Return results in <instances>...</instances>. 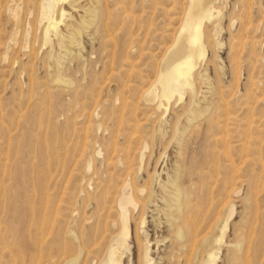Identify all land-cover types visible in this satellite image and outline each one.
Returning <instances> with one entry per match:
<instances>
[{
    "label": "rangeland",
    "instance_id": "374dc122",
    "mask_svg": "<svg viewBox=\"0 0 264 264\" xmlns=\"http://www.w3.org/2000/svg\"><path fill=\"white\" fill-rule=\"evenodd\" d=\"M186 1L187 0H78L75 5H71L68 1H65L61 6L66 11L65 16L67 17H63L59 22L57 35L51 33L50 39L45 43L44 30L48 21L40 23V0H0V163L2 164V162H5L7 165V172L3 177L0 171V186H4L2 194L0 192V210H2L0 212L1 230H4L3 227L5 226L4 228H6V223H8L4 218L5 215L3 210L7 211V208L4 207L8 206V209H10L11 206L17 207L21 204V201L30 206L34 201V195H31V193L33 194L35 190V193L42 194L41 192L47 184V181L40 180V184L36 182L35 173L38 169L37 163L42 166V169H44L45 166V172L48 168V170H51H49V172L54 174L52 175L54 179H56L55 182L53 179L49 183L51 188L50 198H52L53 202H57V205L68 207V209L71 207L70 209L73 216L89 217L93 212L90 208V206L92 208L94 206L92 201H94V197L101 193L102 187L105 185L113 186L114 184L119 186L124 177L121 165L117 166V168L115 167L116 169L110 165L108 169V166H106L104 162L106 157L108 158L110 156L115 157L113 160H116V158L121 160L124 149H128V146L132 149L134 146L136 147L141 144L146 146V148L143 149L145 155L142 165L137 168V172L136 170L134 172V177L137 176L134 181L137 184H141L147 180L154 191L157 189V186H155L156 180L163 179L166 173L178 163L185 172V179L188 178L189 180H186V182L188 181L187 184L185 183L186 187H188L185 188L188 189V191L185 190L184 204L182 203V206L185 210L190 211L186 214H189L188 216L190 219H200V215L206 210L205 206L208 207V198L216 197L215 201H221L224 199L226 191L224 188L222 190L220 188L219 190L218 184L215 185L216 187L214 185L208 187L211 181H215L218 177L215 172L211 173V171H206L203 174L204 171H197L196 168L199 167L201 165L200 163L205 159V163L210 161L208 158L209 156H215L219 160L217 166H219L220 171H222L223 169H221V166L226 167L222 162L224 158H222V155L225 156L226 154H228L227 156L230 157L234 165H238L237 167H241L240 165H242V167H244V165L240 163V160H242L241 154L243 155L244 152H240V149L247 148L246 146L250 144L248 146L250 155L248 153V156H250L249 158L252 159V162L242 168V170L240 169L237 171L236 168L235 172L233 170L231 171V175L235 176L237 179L235 181L238 184L235 188L239 191L231 197V200L235 204L234 213L229 219V225L224 235L225 243L218 249L217 264H230L228 255L232 250V245L235 244L236 250L233 253L234 255L232 254V264H243L245 259L244 255L247 251H249V253L251 252L250 257L252 258L253 256L252 259L254 264H264V0H223L224 3L221 1L218 4L219 6H223L222 20L219 25L221 31L218 33L219 35L217 34L216 25H214V23L206 24L207 28L205 27L206 34L209 36L208 51L205 56H208V59L206 61H201L203 63H201L192 74L190 85L183 89L182 100L176 101V98H174L170 106L171 109L169 108L163 115V109L156 110L152 105H148L141 98V93L147 85L150 84L149 82L154 79L162 53H164L165 47L171 43L180 24L181 16H183L184 9L187 5ZM13 6L14 8L17 6L21 8L18 43H16L17 45H11V48L6 50V42L15 27L12 16L8 14V9L13 8ZM91 10L95 12V17L93 21L87 25L94 13L91 12ZM55 17L59 20V14L57 12ZM63 20L64 22H62ZM71 23H75V27H77L76 29L79 31L78 41L76 43L70 42L68 35L69 26H65ZM27 25L31 27V31L28 38H25ZM168 33L173 34L169 35ZM26 39L29 46L28 48L24 47ZM217 42L220 44H217ZM167 43L168 45H166ZM138 46L140 49L137 48ZM136 49H138V51ZM4 51H8L5 53L6 58H4ZM54 55H61L64 64L63 73H61V78L59 77V79L56 78L53 70ZM157 61L158 64H156ZM126 66L128 67L125 68ZM143 72L145 73L143 74ZM123 73L124 75H122ZM194 76H198V78L196 79ZM134 88L137 90H134ZM197 99L200 103L199 106H201V112H197L195 109L192 110L191 107V102ZM187 102L190 103L187 104ZM208 102H210L211 105H209ZM112 103L113 110L111 106ZM186 105V109H183ZM211 106L215 107V110ZM147 108L149 111H147ZM100 109L101 113L98 112ZM179 110H184L181 111V113H183L182 115H180L181 113ZM116 112L119 113L117 114ZM173 113L176 114L174 115L176 119ZM211 113L214 114L211 116L209 115ZM102 114L103 116H101ZM229 115H232L233 118ZM234 116L237 117L235 118ZM100 118H103L102 121ZM91 119L93 120L91 121ZM98 119H100V121ZM231 119L237 120H233L234 122H232ZM246 119L247 121L249 119L247 123H245ZM103 120L104 124H102ZM206 121H211L213 123L210 122L209 124V122ZM255 121L257 122L254 123ZM87 122L91 124H88L90 127L87 125ZM161 123L166 124L168 128L166 129L167 133L164 138H158L157 130ZM172 123L173 129L171 127ZM228 123L231 127H229ZM243 123L244 126L246 125V128L243 127ZM252 123H254V125H252ZM109 125L111 126L110 128ZM128 125L131 127L129 128ZM226 125L228 129L227 134ZM258 126L259 128H257ZM123 127H126L125 130ZM221 127L223 128V134L226 138L220 131V129L222 130ZM218 128L219 131L217 132ZM135 129L136 133L134 135ZM206 129L207 131H205ZM231 129L234 130L233 133ZM247 129L248 131H246ZM170 130L172 133H169ZM189 130L192 131L190 132ZM209 131L211 133H209ZM137 132L141 134L139 135L140 140L138 139L137 135L139 133L137 134ZM189 132L190 134H188ZM234 132H236L235 135H233ZM205 133H207L206 139L208 141L204 139ZM125 135H129V137L127 138ZM186 135H188V137H186ZM215 135L217 137L219 135L220 138H217ZM249 136H251V139L252 137L254 140L256 139V142L254 143V140L251 141ZM113 137H115V140ZM125 138H127L126 142ZM137 140L138 143H136ZM129 141H131L132 144H130L132 147L128 144ZM245 141H247L246 144ZM205 142H207V144ZM218 142L221 144L219 145ZM83 143L88 144L84 153H82ZM135 143L137 145H135ZM214 143L217 145L215 146ZM111 144H113L118 151H116L114 155L111 154V150L108 151V147ZM177 144L181 147L180 149L179 147L177 148ZM105 145L108 147L106 148ZM237 146H239V148ZM206 147L210 149L208 150ZM217 147H219V150ZM121 148H123V150H121ZM212 150L215 151L213 152ZM97 151H99V153H97ZM210 151L213 152L212 155H210ZM218 151L219 153L222 151V155H219ZM105 152L107 153L106 155ZM215 153L216 155H214ZM93 156H95V160H92V164L93 162L95 163L88 168L87 160L89 157L94 159ZM180 157H182V159ZM203 157H205V159H203ZM192 158L195 161H193ZM98 160L101 162L99 163ZM78 161L79 163H77V165L76 162ZM98 164L101 166L100 169H97L99 168ZM105 168L107 171H105ZM118 168L119 170L116 172ZM187 168L191 171H188ZM20 170L23 172L19 173L18 171ZM153 170L155 171L153 172ZM193 171H195L194 174H192ZM8 172L11 173L9 176H7ZM109 173L112 175V180L109 179V175H107ZM206 173H208V177ZM148 174L149 178L147 177ZM201 176L202 179L207 177V180L205 179L202 181V179H200ZM212 177L214 178L212 179ZM96 179L97 181H95ZM195 179L198 180V183H196ZM108 180H110L111 183ZM209 180L210 182H208ZM94 182L97 188H95ZM191 182L194 183L191 184ZM230 182L233 184L232 180H230L229 184L227 183L228 186L231 185ZM54 184L55 186L52 189V185ZM33 185H35V187ZM29 187H31V189H29ZM82 188H85V190ZM30 191L32 192L30 193ZM51 191L53 192L51 193ZM205 191H208L209 194ZM210 191L212 193H210ZM22 193L23 195H21ZM85 194H89L88 199V195L86 196ZM210 194H213V196ZM73 196H75V199ZM24 197L28 203H25L26 200ZM193 198H195L196 202ZM81 199H84L83 201L85 202ZM89 199L92 200L89 202ZM154 199L153 196L148 200L144 199V210L136 209L133 212L134 215H132L134 218H131L132 220L130 219L129 221L128 251L123 254V260L125 258L124 261H127L128 258L130 259L129 264H135V243L132 231L134 227L137 226V223H139L140 217L144 220V223H139L137 228H140L142 232L147 234L148 239L151 241V252L154 257L153 263L167 264L166 254L168 255L171 249V240L169 236L171 230L166 224V221L157 215V209L161 206L162 201L158 198H156L155 201ZM190 199L192 203L189 201ZM75 200L76 203L74 202ZM87 200L89 203L86 202ZM199 204L201 206H199ZM194 205H196L195 208H193ZM82 206L83 208H80ZM78 208L80 210H78ZM68 209L62 211L58 217L60 219L62 218V220L66 219V216L69 214ZM83 209H85V212ZM87 212H90V214ZM111 215L112 213H106L105 216L110 220L113 219V215ZM134 219L137 223H135L136 221H134ZM232 227L233 229H231ZM59 231V236L62 238L65 234V230L61 228ZM1 232L4 234V231ZM229 235L232 237L227 239ZM5 239V242L1 241V243H6L8 241L7 236H5ZM226 245L228 248H226ZM0 251L3 252L2 249H0ZM157 254L158 256H156ZM170 255L173 254H169V258ZM224 257H226V259H223ZM2 260H4L3 257H1V261Z\"/></svg>",
    "mask_w": 264,
    "mask_h": 264
},
{
    "label": "bare ground",
    "instance_id": "6f19581e",
    "mask_svg": "<svg viewBox=\"0 0 264 264\" xmlns=\"http://www.w3.org/2000/svg\"><path fill=\"white\" fill-rule=\"evenodd\" d=\"M65 1H68L71 5H75L78 0H40V16H39L40 23L43 22V21H48V24H47V26H46V28L44 30L45 43L50 39L51 33L57 35L59 22L61 21V19L63 17H67V16H65L66 15V11L61 6V4L63 2H65ZM221 1H223V0H187L186 1L187 5H186V7L184 9L183 16H181L182 18H181L180 24H179L177 30L175 29L176 30L175 35L173 36L172 41L170 40L171 43L169 45H168L169 41L167 40L168 43L166 45H168V46L165 47L166 49L164 50V53H162V57L160 59L159 65H158L157 72L155 73V75L153 74L154 75V79L153 80L151 79L152 81L150 80L151 81V82H149L150 84L147 85V87L142 91V93L140 92L141 93V98L148 105H152L153 108H155L156 110L163 109V115L165 114V111L167 112L169 110L170 106L172 105L171 104L172 100L174 98H176V101H181L182 100V98H183V89L186 86L190 85V80H191L192 74L196 71L197 67L201 63H203L201 61H206L208 59V56L207 57H205V56H206V52L208 51L209 36H207V34H206L205 27H206V24H211V23L213 24L214 23V25H216L217 34L221 31V27L219 25H220V22L222 20V15H223L222 8H223V6H221V5L219 6L218 5ZM19 3H21V2H19ZM223 3H224V1H223ZM138 4H139V1H138ZM142 4H143V2H142ZM56 12L59 14V20H57V18L55 17ZM91 12H94V11L91 10ZM8 14L10 16H12V18L14 20V23H15V27H14L13 32L11 33V35L9 36V38H8V40L6 42V46H5L6 50L11 48V45H15L16 43H18L17 41H18V32L20 30L21 8L18 7V6L16 8H14V6H13V8L8 9ZM94 17H95V12L92 14L91 20L88 21L87 25H89L93 21ZM98 17H99V14H98ZM62 22H64V20ZM65 26L66 27L69 26L68 35H69V38H70V42H75L76 43L78 41L79 31H78V29H76L77 27H75V23L66 24ZM30 29H31V27L29 25H27L26 34H25L26 37L25 38H28V35H30V31H31ZM170 34H173V33H170ZM166 35H167V33H166ZM129 36H130V34H129ZM164 37H165V35H164ZM217 44H220V43L217 42ZM24 47H26V48L29 47L28 43H27V39H26V42L24 44ZM133 47H135V46H133ZM127 48H128V46H127ZM137 48H139V46ZM136 50L138 51V49H136ZM7 52L4 51V58H6V54L5 53H7ZM58 54H61V53H58ZM127 56H128V54H127ZM210 61H212V60H210ZM136 63H137V61H136ZM156 64H158V61H157ZM131 65H133V64H131ZM138 66H139V64H138ZM127 67L128 66H126L125 68H127ZM156 67H155V69H156ZM63 68H64V64H63L61 55H54L53 56V70L55 72V76H56L57 79H59V77L61 78V73H63L62 72ZM121 68H123V67H121ZM133 68H134V66H133ZM120 71H121V69H120ZM144 73L145 72H143V74ZM122 75H124V73ZM133 77H134V75H133ZM194 78L197 79L198 76L197 77L194 76ZM203 78H204V76H203ZM137 80H138V78H137ZM143 81H144V79H143ZM195 82H196V80H195ZM134 90H137V89L134 88ZM196 92H197V90H196ZM189 97H190V95H189ZM208 98H211V97H208ZM188 100L190 101L189 98H188ZM188 103H190V102H187V104ZM208 103H209V105H211L210 102H208ZM199 104L200 103H199L198 99L197 100H193L191 102L192 110L195 109V111L201 112V106H199ZM118 105H119V103H118ZM111 106H112V110H113V103L111 104ZM152 106H151V108H152ZM186 107H187V105L184 106L183 109H186ZM211 107H213V106H211ZM138 108H140V107H138ZM148 108H149V106H148ZM148 108H147V111L150 110V108H149V110H148ZM214 108L215 107H213V109ZM222 109H225V108H222ZM181 111H184V110H181ZM181 111H180V113H181ZM98 112L101 113V109L98 110ZM231 113H232V111H231ZM90 114H89V117H90ZM108 114H110V113H108ZM145 114H146V112H145ZM149 114H151V113H149ZM182 114L183 113H181L180 115H182ZM213 114L211 113L209 115L212 116ZM174 115H176V114L173 113V116ZM91 116H92V114H91ZM101 116H103V114ZM229 116H228V118H229ZM214 117H216V116H214ZM230 117H232V115ZM245 117H247V116H245ZM100 119H98V120L100 121ZM102 119H101V121H102ZM157 119H158V117H157ZM175 119H176V117H175ZM201 119H203V118H201ZM92 120L93 119H91V121ZM226 120H227V118H226ZM233 120H235V119H233ZM233 120H232V122H234ZM241 120H243V119H241ZM121 121H122V119H121ZM229 121H230V118H229ZM245 121L244 122L247 123L249 121V119H248V121H247V119ZM131 122H132V120H131ZM204 122H205V120H204ZM206 122H209V121H206ZM210 122H209V124H210ZM237 122H239V121H237ZM237 122H235V123H237ZM256 122L257 121H255L254 123H256ZM121 123H123V122H121ZM173 123H172V126H171L172 129H173ZM211 123H213V122H211ZM221 123L223 124L222 121H221ZM254 123H252V125H254ZM88 124L89 123L87 122V125ZM102 124H104V120H103ZM89 125H91V124H89ZM167 125H168V123H167ZM228 125H229V123H228ZM117 126H118V124H117ZM131 126H132V123H131ZM131 126L128 125L129 128ZM133 126H135V125H133ZM82 127H84V126H82ZM93 127H94V125H93ZM110 127L111 126L109 125V128ZM115 127H116V125H115ZM121 127H122V124H121ZM190 127H191V125H190ZM203 127H205V126H203ZM206 127H207V125H206ZM229 127H231V126L229 125ZM243 127L246 128V125L244 126V123H243ZM117 128H116V130H117ZM125 128L123 127L124 130H125ZM257 128H259V126ZM94 129H95V127H94ZM166 129H168L166 127V124L161 123V125L158 127V130H157L158 131V136H159L158 138H161V137L164 138L165 137V135L167 133ZM188 129H190V128H188ZM188 129H187V131H188ZM129 131H128V133H129ZM189 131L191 132L192 130H189ZM205 131H207V129ZM218 131H219V128H218L217 132ZM220 131L223 134V128H222V130L220 129ZM233 131L234 130H232V133H233ZM246 131H248V129ZM190 132L188 134H190ZM196 132H198V131H196ZM252 132H253V130H252ZM120 133H123V132H120ZM135 133H136V129L134 131V135H135ZM138 133L139 132H137V134ZM169 133H172L171 130L169 131ZM209 133H211V132L209 131ZM227 133H228V129H227V125H226V134ZM255 133H257V132H255ZM206 134L207 133H205V138H204L205 140H207L206 139ZM235 134H236V132H234L233 135H235ZM237 134H238V131H237ZM139 135H141V134L139 133L137 135L138 139L140 140ZM183 135H185V134H183ZM219 135H218V137L216 135L215 136L217 138H220ZM249 135H250V133H249ZM252 135H253V133H252ZM125 136H127V135H125ZM171 136H172V134H171ZM230 136H231V134H230ZM239 136H240V134H239ZM115 137H113L114 140H115ZM128 137H129V135L127 136V138ZM134 137H136V136H134ZM186 137H188V135H186ZM221 137H223V136H221ZM224 137H225V135H224ZM250 137L251 136H249V138ZM127 138H125V142L127 141L126 140ZM169 138H170V136H169ZM169 138H168V140H169ZM171 138H173V137H171ZM227 138H229V137H227ZM123 139H122V141L124 142ZM132 139L134 141L133 137H132ZM208 139H209V137H208ZM212 139H213V137H212ZM222 139H224V138H222ZM168 140H166V141H168ZM187 140H188V138H187ZM231 140H232V138H231ZM250 140L253 141L254 140L253 137H252V139L250 138ZM255 140H254V143L256 142ZM135 141H136V139H135ZM116 142H118V141H116ZM246 142L247 141H245V144H246ZM92 143H94V142H92ZM108 143H109V141H108ZM130 143H131V141L128 142V144H130ZM136 143H138V140H137ZM136 143H135V145H137ZM147 143H149V142H147ZM205 143L207 144V142H205ZM211 143H212V141H211ZM230 143H231V141H230ZM249 143H250V141H249ZM254 143H253V145H254ZM100 144L103 145L102 143H100ZM131 144H130V147H132ZM218 144L220 145L221 143L218 142ZM148 145H150V144H148ZM157 145H158V143H157ZM214 145H215V143H214ZM249 145L250 144H248V146ZM87 146H88L87 143L84 144V146L82 148V153H84L86 151ZM115 146H116V144H115ZM133 146H134V144H133ZM205 146H203V147H205ZM248 146H246L247 148L240 149V152L241 151L244 152L243 155L241 154L242 160H240V163L243 164L244 167L252 162L251 161L252 159H250L249 158L250 156H248V153L250 155V152H248ZM107 147L108 146H106V148ZM126 147H127V145H126ZM178 147L179 146L177 144V148ZM237 147L239 148V146H237ZM91 148H92V146H91ZM108 148H109L108 151L111 150V154H113V155L117 151V149L114 147L113 144H111ZM144 148H146V146H144L143 144H141L139 146H136V147L134 146V148H132V149L129 148V146H128V149L126 148V149L123 150V148H121V150H123V156H122L121 160H119V158H116V160H113V159H115V157H110V156L108 158L106 157V159L104 158L105 161L104 160L103 161L106 163V166H108V169L110 168L109 167L110 165L113 168H115V167L117 168V166L121 165L122 168H123L122 171H123V176L124 177L122 178L121 184L119 186H117L115 184H114L115 187H114V185L113 186L112 185L111 186L110 185H105L104 187H102L103 189H102L101 193L98 196H96V197L93 196L94 197V201H92V202H93L94 206H93V208L90 206V208L93 210V212L91 213V215L89 217H83V216H77L76 217V216H73V214L71 213L72 211L70 209L71 207L68 209V207L60 206L59 204L57 205V202H55V203L53 202L52 198H50V196H51L50 189L51 188L49 186V183L51 182V180L54 179V177H53L54 174L52 173L53 174L52 175L49 172L50 169L48 170V168H47V171L45 172V170H44L45 166H44V169H42V166L39 165V163H37L38 164V169H37V171L35 173L36 174V182L40 184V180L41 181H45V182L47 181V184L44 186L43 191L40 190V191H42L41 192L42 194L35 193L34 192L35 190L33 191V188H32L33 194L31 193L32 191H30V193H31V195H34V197H33L34 201L32 202V204L30 206H29V204H24V202L22 203V201H21V204H19L17 207L11 206L10 209H8V206L4 207V208H7V211L3 210V213L5 215L4 218L6 219V222L8 221V223H6V225H7L6 228H4L5 226L3 227L4 230L0 229V249L3 250V252L0 251V253L2 252L0 254L1 255L0 256V264H129V261H130L129 258H128L127 261H124L125 258L123 260V254L128 251L127 242H129L128 241V235H129V225L128 224H129V221H130L131 218L132 219L134 218V217H132V215H134L133 212L136 209L144 210V207H145L144 199L148 200L152 196L155 199L158 198V199H160L162 201L161 206L157 209L158 210V214L157 215H159L161 218H163L166 221V224L168 225L169 229L171 230V234L169 235L170 236V240H171V241L169 240L171 242V244H170V248L171 249L169 251V254L172 253L173 255H170V258H169V254L168 255L166 254V258H167L166 263L167 264H217L218 249H220V247L223 246L224 243H225L224 235H225L226 229H227V227L229 225L228 224L229 219L232 217V215L234 213V205L235 204L231 200V197L233 196V194H235V193H237L239 191V190L237 191V189L235 188V186L238 183L235 181V180H237L236 177L231 175V171L233 170L235 172L236 168H237V171H239L240 169L242 170V168H244V167H242V165H240L241 167H237L238 165L237 166L234 165L232 160L230 159V157L227 156L228 154L223 156L222 155V151H221V153H219V151H218L219 155L221 154L222 158L224 157L222 162L226 165V167L221 166L223 163L220 165L221 169H223L222 171H220L219 166H217V164H219L218 158H216L215 156H212V157L209 156L208 158H209L210 161L205 163L206 159H205V157H203V159H205V160L200 163L201 165L199 167L196 168L197 171H204L203 174L206 171H208V172L211 171V173L215 172L218 177L216 178L215 181H213V182L211 181V183L208 185V187H210L211 185L215 186L216 184H218L219 187L218 186L217 187L219 188V190H220V188H221V190L224 188L225 191H226V195L224 196V199L221 198L223 200H221V201L218 200V202L215 201L216 197L208 198L209 199L208 207L205 206V203H204V206L206 207V210L200 215L201 218L200 219L196 218L197 220H195V219L192 220L188 216L189 214L186 215L189 210H185V208H183V206H182V203H183V200H184V195H185V190L188 191V189H186V188H188V187H186V184H187V182L189 180H188V178L185 179L186 178L185 172L183 171L182 167L178 163H176L172 167V169L168 173H166V176L163 179L156 180V185L155 186H157V189L154 190V191L152 190V188H151L152 186L149 185V182L147 180L142 182L141 184L140 183L137 184L134 181L135 177H137V176L134 177V174H135L134 172H135V170L137 172V168H139L140 165H142V163H143V158H144V155H145V153L143 151ZM180 148L181 147H179V149ZM217 148L219 150V147H217ZM252 149H253V147H252ZM252 149H251V152H252ZM225 150H226V148H225ZM90 151H92V150H90ZM213 152H211L210 155H212ZM97 153H99V151H97ZM88 154H89V152H88ZM106 154L107 153L105 152V155ZM229 154H230V152H229ZM256 154H257V152H256ZM214 155H216V153ZM183 156H185V155H183ZM93 157H94V159H92V157H89L88 160H87L88 168L95 163V162H93V164H92V160H95V156H93ZM103 157H104V155H103ZM99 158H101V157H99ZM180 158L182 159V157H180ZM37 159H38V157H37ZM56 159H57V157H56ZM85 159H86V157H85ZM176 159H177V157H176ZM192 160L195 161L193 158H192ZM98 162H99V160H98ZM77 163H79V161L76 162V164ZM98 165H99V168H97V169H100L101 166H100V164H98ZM85 166H86V164H85ZM102 167H103V165H102ZM94 168H95V166H94ZM119 168L117 169L116 172H118ZM185 168H186V166H185ZM187 170L189 171L190 169L187 168ZM0 171H1V175L3 177L6 174V172H7V165H6L5 162H2V164L0 163ZM105 171H107V169ZM154 171L155 170H153V172ZM195 171H193L192 174H194ZM18 172L22 173L23 171L20 170ZM241 172H243V171H241ZM241 172H240V174H241ZM110 173L107 174V175H109L108 176L109 179L112 180V178H111L112 177V175H111L112 173L111 174ZM228 173H230V174H228ZM9 174H11V173L8 172L7 176H9ZM45 174H46V176H45ZM206 174H207V177H208V173H206ZM117 175H118V173H117ZM97 176H99V175H97ZM198 176H197V179H198ZM147 177L149 178V174H148ZM207 177L202 179V176H201L200 179H202V181L205 180V179L207 180ZM23 178H24V176H23ZM189 178H190V176H189ZM213 178L214 177H212V179ZM114 179H115V177H114ZM118 179H119V177H118ZM150 179H151V177H150ZM22 180H25V179H22ZM55 180L56 179H54L53 181L55 182ZM116 180H117V178H116ZM137 180H139V179H137ZM186 180H188V181L186 182ZM210 180L208 182H210ZM230 180H232L233 184H231V182H230L231 185L228 186L227 183L229 184ZM20 181H21V179H20ZM95 181H97V179ZM108 181H110V180H108ZM151 181H150V183H151ZM197 181L198 180H196V183H198ZM0 182H1V180H0ZM4 182H2V183H4ZM113 182H114V180H113ZM118 182H119V180H118ZM217 182H219V183H217ZM238 182H239V180H238ZM29 183H30V181H29ZM110 183H111V181H110ZM193 183L191 182V184H193ZM95 184L96 183L94 182V186H95V188H97V186ZM242 184H243V182H242ZM195 185H199V184H195ZM33 186L35 187V185H33ZM54 186H55V184L52 185V189L54 188ZM98 186H99V184H98ZM200 186H201V184H200ZM251 186H254V185H251ZM27 188H28V186H27ZM95 188H93V189H95ZM237 188H238V186H237ZM257 188H258V185H257ZM29 189H31V187H29ZM82 189L85 190V188H82ZM191 189H195V188H191ZM3 190H4V186H0L1 194H2ZM89 191H88V193H89ZM196 191H197V189H196ZM257 191H259V190H257ZM52 192L53 191H51V193ZM84 192H86V191H84ZM205 192L208 193V191H205ZM193 193H194V191H193ZM210 193H212V192L210 191ZM254 194H256V193H254ZM21 195H23V193ZM77 195H78V193H77ZM87 195H88V197H87V199H88L89 198V194H87ZM200 195H201V193H200ZM210 195L213 196V194H210ZM223 195H224V193H223ZM192 196H193V194H192ZM29 197H31V196H29ZM73 197L75 199V196H73ZM82 197H83V195H82ZM91 197H92V192H91ZM143 197H145V198H143ZM1 198H2V196H1ZM3 198H5V197H3ZM198 198H199V196H198ZM6 199H7V197H6ZM29 199H31V198H29ZM29 199H28V201H29ZM155 199H154V201H155ZM191 199H192V197H191ZM191 199L189 201H191ZM193 199L195 200V198H193ZM25 200H26V198H25ZM76 200L74 201L75 203H76ZM90 200H92V199H89V202H90ZM194 200H193V202H194ZM16 201H19V200H16ZM78 201H79V199H78ZM26 202H27V200L25 201V203ZM74 202H72V203H74ZM83 202H85V201H83ZM86 202H88V200ZM195 202H196V200H195ZM191 203H192V201H191ZM15 205H16V203H15ZM78 205H81V204L79 203ZM191 206H193V205H191ZM195 206L196 205H194L193 208H195ZM199 206H201V205L199 204ZM202 206H203V204H202ZM80 208H83V206L80 207ZM202 208H204V207H202ZM66 209L69 210V214H68V216H66V219L62 220V218L60 219L58 216H59V214L62 211H64V210L66 211ZM78 210H80V209L78 208ZM83 210L85 212V209H83ZM194 210H196V209H194ZM1 211L2 210H0V212ZM90 212H87V213L90 214ZM106 213H110V214L112 213L113 219L108 220L107 216H105ZM141 213H142V211H141ZM78 214H79V212H78ZM197 214H198V212H197ZM61 216H62V214H61ZM198 218H199V215H198ZM134 221H136V220L134 219ZM2 222H3V220H2ZM135 223H137V221ZM139 223H141V224L144 223V220L141 217L139 219ZM139 223H137V226H138ZM152 225H153V223H152ZM155 225H154V227H155ZM137 226L134 227V229L132 231L133 232V239H134V243H135V264H154L153 263L154 257L152 256V252H151V241L148 239L147 234L142 232L140 230V228H137ZM61 228L65 230V234L63 235V233H62V235H63L62 238L59 236L60 235L59 234V232H60L59 230ZM231 229H233V227ZM1 231H4V234ZM153 232H154V230H153ZM232 233H231V235H232ZM5 236H7L8 241L6 243H1V241L5 242L4 241V240H6ZM165 236H166V234H165ZM167 237H168V235H167ZM227 237H228L227 239H230V237H232V236L229 235ZM239 241H241V240H239ZM235 247H236V244L232 245V250L230 251V254L228 255V258H229L228 261H229L230 264H232V261H233L232 254L236 250ZM224 248H225V246H224ZM226 248H228V246ZM241 249H242V246H241ZM238 250H239V247H238ZM166 252H167V250H166ZM238 253H240V252H238ZM250 253H249V251H247V253H245V255H244L245 259H244L243 264H254V261L252 259L253 256L251 258L250 257ZM156 256H158V254ZM1 257H3L4 260L1 261ZM223 259H226V257H224ZM236 260H238V259H236ZM240 261H241V258H240Z\"/></svg>",
    "mask_w": 264,
    "mask_h": 264
}]
</instances>
